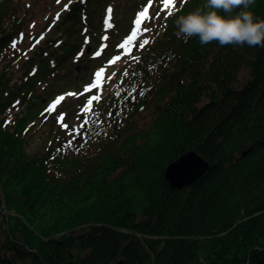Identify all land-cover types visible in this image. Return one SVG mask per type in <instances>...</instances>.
Here are the masks:
<instances>
[{
  "label": "trees",
  "instance_id": "obj_1",
  "mask_svg": "<svg viewBox=\"0 0 264 264\" xmlns=\"http://www.w3.org/2000/svg\"><path fill=\"white\" fill-rule=\"evenodd\" d=\"M157 6L150 22L177 12ZM207 6L145 33L89 121L73 113L41 152L25 131L48 105L35 86L46 58L63 51L52 62L60 68L73 51L60 37L66 22L103 29L95 0H75L60 36L30 57L16 49L0 62V112L14 102L22 113L13 126L0 121V264H264V0ZM3 31L0 60L20 29ZM28 102L35 112L21 111ZM191 150L211 166L195 185L173 187L167 167Z\"/></svg>",
  "mask_w": 264,
  "mask_h": 264
},
{
  "label": "rangeland",
  "instance_id": "obj_2",
  "mask_svg": "<svg viewBox=\"0 0 264 264\" xmlns=\"http://www.w3.org/2000/svg\"><path fill=\"white\" fill-rule=\"evenodd\" d=\"M222 1L95 0L98 9L95 14V20L96 23L100 19L103 20V29L101 31L97 30L98 23L93 24L94 29L91 32L88 30L84 32L85 30L83 29L81 32H73L67 26L69 22H66L64 27L67 34L64 35L63 33L60 36L63 29L60 28L59 32L57 31L58 21L61 16L65 15V10L74 4L75 0H0V38L2 35H5L4 28L13 29V27H19L20 29L16 38L6 46L5 53L0 60V62L3 61L2 66H6L13 58L16 60L14 53L16 49L22 50L23 56L25 54V56L30 57L31 52L38 48V46H46L44 43L45 38L54 39L60 36L64 38V44L73 46L72 53L63 59L65 63L60 68L59 66L56 67L52 62L56 61L58 56L64 53L54 48L53 51H56L53 54L56 55L51 54L50 57L46 58L49 64L46 62L43 65V68H47L48 70L47 74L41 79L40 83H37L35 88L42 93L38 96L39 101L43 100L48 105L43 112L39 111L33 114L32 127L27 123L25 131L28 136L29 150L41 152L50 143L52 138L54 139L57 135H63L61 132L63 130L60 128L63 127L65 128L64 130L69 129V122H74L73 113H78L80 121H89L87 116L96 111V101L99 100L100 94L102 96L107 90L105 84L111 80L113 75L118 73L117 70L122 63L125 64L135 54V46L146 41V38L143 36L145 33L150 35L171 17L177 18V13L189 14V18H196L206 9L204 6L210 5L207 7L211 9L210 11H213ZM155 5H158L157 9L161 12L173 9L175 6L177 12H169L172 14L166 15L164 17L165 20L161 19L150 22L151 18L149 17ZM82 12L84 14L87 10L84 8ZM127 28V33L124 34ZM101 32L103 33L102 42L94 49L92 45L95 44V38L93 37ZM120 33L124 34L120 43L111 48L112 43L117 41V37L121 35ZM89 35L91 36L88 37ZM67 48L69 49V47ZM87 49L88 54L91 53L92 56L94 54L93 59L89 61L86 60L85 56ZM111 50L113 52L108 56L106 51ZM103 56H108L103 63L96 61ZM24 59L25 57H22L17 62L14 61V72L15 69L20 67V64L23 67L26 66V63H23ZM92 68L94 69L93 74L90 75L89 70ZM1 80L2 83L5 82L3 79ZM13 84L15 87L16 82L14 80L10 81L9 84L5 83L3 87L6 90ZM68 89L70 91L69 94L65 93ZM1 90L0 96L4 95L1 93ZM96 92L98 96L93 99ZM54 93L57 96L51 99L50 97L52 96L50 95ZM35 99L38 100L37 98ZM32 104L33 102L24 103L20 108L21 111L24 112L31 109L35 112ZM14 105V102H10L4 110L1 108L0 121L5 120L7 123L5 125L7 126H13L16 119L22 116V113H16L18 107L13 108L12 106ZM46 137H48L47 141L45 140Z\"/></svg>",
  "mask_w": 264,
  "mask_h": 264
},
{
  "label": "water",
  "instance_id": "obj_3",
  "mask_svg": "<svg viewBox=\"0 0 264 264\" xmlns=\"http://www.w3.org/2000/svg\"><path fill=\"white\" fill-rule=\"evenodd\" d=\"M210 166L211 163L200 153L191 150L168 165L166 176L173 187H189L195 185L198 179L207 173Z\"/></svg>",
  "mask_w": 264,
  "mask_h": 264
}]
</instances>
